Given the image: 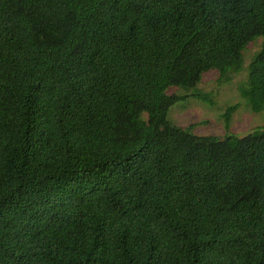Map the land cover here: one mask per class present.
<instances>
[{"label":"trees","instance_id":"obj_1","mask_svg":"<svg viewBox=\"0 0 264 264\" xmlns=\"http://www.w3.org/2000/svg\"><path fill=\"white\" fill-rule=\"evenodd\" d=\"M252 29L264 0H0V264H264V126L158 127Z\"/></svg>","mask_w":264,"mask_h":264},{"label":"rangeland","instance_id":"obj_2","mask_svg":"<svg viewBox=\"0 0 264 264\" xmlns=\"http://www.w3.org/2000/svg\"><path fill=\"white\" fill-rule=\"evenodd\" d=\"M264 35L258 29L249 32L247 41L242 47L244 69L235 73L228 83L220 84L217 76L210 71L205 73L199 88L210 97L193 99L186 97L178 88L170 90L173 99L166 107L167 116L159 128L194 127L198 137H224L227 133L224 115L235 107L231 117L230 131L243 136L256 127L264 126V109L256 112L248 104L244 87L248 85L250 66L253 59L263 48ZM180 98V99H179Z\"/></svg>","mask_w":264,"mask_h":264}]
</instances>
